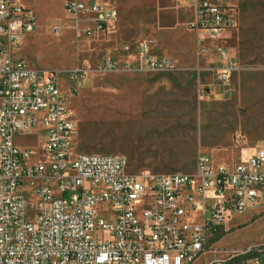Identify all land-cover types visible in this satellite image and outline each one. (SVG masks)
Segmentation results:
<instances>
[{
	"label": "built area",
	"instance_id": "built-area-1",
	"mask_svg": "<svg viewBox=\"0 0 264 264\" xmlns=\"http://www.w3.org/2000/svg\"><path fill=\"white\" fill-rule=\"evenodd\" d=\"M232 1L196 0L189 24L219 41L211 74L224 90L239 70L221 45L238 26ZM64 7L76 19L100 16L91 36L116 30L106 1ZM35 27L20 0H0V264H194L228 219L264 206L263 148L232 167L200 159L194 173L170 175L132 173L119 155L79 153L57 73L15 59ZM140 55L151 70H174L148 44ZM19 137L33 138L36 150ZM214 264H264V245Z\"/></svg>",
	"mask_w": 264,
	"mask_h": 264
},
{
	"label": "rangeland",
	"instance_id": "rangeland-1",
	"mask_svg": "<svg viewBox=\"0 0 264 264\" xmlns=\"http://www.w3.org/2000/svg\"><path fill=\"white\" fill-rule=\"evenodd\" d=\"M65 1L20 0L36 27L14 56L57 73L78 126L79 153L119 155L132 173L170 175L194 173L200 159L232 167L264 149V0L231 2L238 26L221 45L239 70L225 90L211 74L219 41L190 28L195 0H105L117 21L112 36L89 35L95 16L76 19ZM145 44L174 70L146 66ZM78 70L84 72L72 80ZM17 140L21 147L35 141ZM248 211L246 223L239 216L232 221L241 225L219 252L264 244V206ZM210 260L204 255L194 264Z\"/></svg>",
	"mask_w": 264,
	"mask_h": 264
},
{
	"label": "crops",
	"instance_id": "crops-1",
	"mask_svg": "<svg viewBox=\"0 0 264 264\" xmlns=\"http://www.w3.org/2000/svg\"><path fill=\"white\" fill-rule=\"evenodd\" d=\"M67 1V0H66ZM65 1V2H66ZM83 2L85 3H93L95 1H105V0H82ZM21 3V2H20ZM195 3H196V0H195ZM195 3H194V9H195ZM22 5V4H21ZM23 6V5H22ZM25 7V6H23ZM26 9H28L27 7H25ZM30 10V9H28ZM91 16H95L94 19H93V25H94V22L99 19L100 17L97 16V15H91ZM89 16V17H91ZM193 16H194V11H193ZM89 17H86V18H89ZM193 17L191 18V21H192ZM80 21V20H79ZM78 21V22H79ZM190 21V22H191ZM77 22V23H78ZM117 24V23H116ZM92 25V26H93ZM90 26V27H92ZM84 27V26H83ZM193 30V29H192ZM116 31V30H115ZM114 31V32H115ZM195 31V30H194ZM198 32V31H197ZM30 34V33H29ZM29 34H26L24 35V38H26ZM112 34L114 33H111L110 35H106V34H101V35H105V36H112ZM229 36L226 35V37L224 38V40H227ZM23 38V40H24ZM215 49V48H213ZM149 55L151 56L152 54H150L149 52ZM158 56H160V54H158ZM161 56H164V55H161ZM167 57V56H166ZM168 59V58H167ZM170 60V59H169ZM35 142H33V144H24L22 146H28V147H35ZM129 170V169H128ZM130 171V170H129ZM131 172V171H130ZM155 175V174H154ZM249 212H252V211H246L245 213H242V214H238V215H235L233 217H231L230 219H228V221L225 223L224 227H223V232H221L220 235H218L219 237L223 234H225L222 238H220L218 241L214 242V239L218 238V236L214 237L213 240H212V243H211V248L207 251H205L204 253H202V255L199 257L201 258L202 256L206 255V256H211V260L209 261L208 264H214V263H217V262H225V261H228L230 260L231 258L234 257L235 253L236 252H233L232 254H230V251L225 253V252H219L220 249L222 250L223 249V246H224V243L225 241L231 236V233H228L231 229H233V227L237 226V225H241V223H236V224H233V220L237 218V216L239 217H242V218H245L244 219V222L243 223H246L251 217V216H248V213ZM261 245H264V244H261ZM260 246V245H259ZM249 248H252V247H249ZM227 249V248H226Z\"/></svg>",
	"mask_w": 264,
	"mask_h": 264
},
{
	"label": "trees",
	"instance_id": "trees-1",
	"mask_svg": "<svg viewBox=\"0 0 264 264\" xmlns=\"http://www.w3.org/2000/svg\"><path fill=\"white\" fill-rule=\"evenodd\" d=\"M225 234L221 235L220 237L218 236V238L214 239V242L218 241L220 238H222Z\"/></svg>",
	"mask_w": 264,
	"mask_h": 264
}]
</instances>
